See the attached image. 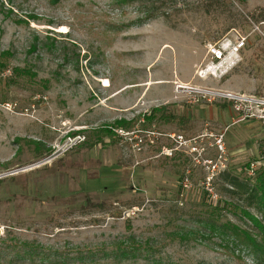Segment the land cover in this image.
<instances>
[{
	"label": "rangeland",
	"instance_id": "obj_1",
	"mask_svg": "<svg viewBox=\"0 0 264 264\" xmlns=\"http://www.w3.org/2000/svg\"><path fill=\"white\" fill-rule=\"evenodd\" d=\"M263 31L264 0H0V238L66 264H113L103 253L130 235L154 253L121 264H264L244 216L264 225V205L223 190L225 177L257 184L262 171L244 169L264 129L196 92L264 97ZM223 42L242 43L236 62L201 79ZM119 119L113 136L94 133ZM169 135L186 143L166 156ZM87 136L103 139L88 148ZM209 215L256 246L218 240Z\"/></svg>",
	"mask_w": 264,
	"mask_h": 264
},
{
	"label": "trees",
	"instance_id": "obj_2",
	"mask_svg": "<svg viewBox=\"0 0 264 264\" xmlns=\"http://www.w3.org/2000/svg\"><path fill=\"white\" fill-rule=\"evenodd\" d=\"M126 1L131 3L137 2L138 0ZM153 18V15L146 16V20H150ZM6 55L7 54L2 53L0 57L4 58ZM14 73L17 76H28L29 74L19 69H15ZM179 120L183 121L184 119L181 118ZM127 125H129V123H127L124 119H119L112 125L101 127L100 129H95L94 133L100 134L99 136L103 137H111L113 136V130H116L118 128H125V126ZM103 137H97L96 140L94 139V141H92L93 137L87 136L82 143L84 146L92 148L102 142ZM258 176L259 177L257 178V184L253 185L252 188L250 185L240 183L235 177H225L224 180L228 185L224 186H227L228 188L224 187L223 190L226 193L232 195H251V197L255 196V200L259 199V201L264 205V172H260V175ZM86 207L99 211H103L105 209L104 205H92V203L89 202L86 203ZM244 214L251 225L258 229V243L264 246V225L260 224L256 218L252 217L250 213ZM201 224L205 228V230H209V233L214 234L215 237L218 238V240L224 241L225 237L234 236L239 244L245 245V242H251L256 246V237L251 238L245 233L241 231L239 232L233 225H230L229 223L220 225V222L216 218L214 219L211 215H209L203 222H201ZM168 237H170L171 241L187 239L186 235H178L177 233H170ZM153 253L154 251L151 247L150 241L136 240L130 235L122 242L118 243L115 246L114 251L103 253V256L105 258L114 260L115 264L116 262L121 264L122 262L124 263L125 261L131 259L134 260L142 258L146 255H153ZM76 259H78L80 262H84L85 257L77 255ZM67 260L68 259L66 256H57L56 253H51L49 250H45L40 245H34L30 242L17 241L14 238L9 237L5 239L0 238V264H66Z\"/></svg>",
	"mask_w": 264,
	"mask_h": 264
},
{
	"label": "built area",
	"instance_id": "obj_3",
	"mask_svg": "<svg viewBox=\"0 0 264 264\" xmlns=\"http://www.w3.org/2000/svg\"><path fill=\"white\" fill-rule=\"evenodd\" d=\"M262 40L264 41V31L262 32ZM242 46V43H236L230 46L229 43L223 42L218 45L212 46L208 49V56L210 58V62L205 66L204 71L206 73L212 72L213 69L217 68L220 64L224 63L227 60H231V57H235L238 55L239 49ZM209 69H212L211 71ZM205 74L203 77L204 78ZM199 77V76H198ZM196 92L204 93L209 96V99L212 101H221L225 102L227 106H230L232 111L235 113V116L238 118V122L254 120L260 124V126L264 129V97H253L246 95H238L230 92H221V91H201L196 90ZM209 100V101H211ZM121 132V131H119ZM137 137L135 135H131V141L135 140ZM168 138L172 140L175 144L174 149H164L162 153L166 156H171L172 152L175 150H179L186 141L181 135H169ZM264 139V137H263ZM217 148L222 149V137L217 139ZM135 142V141H134ZM141 142V140H139ZM69 144H72L71 141ZM137 147L138 144L136 143ZM139 150V149H138ZM211 164V163H210ZM211 173L217 172V166L210 165ZM264 172V148H261L259 151L258 158L254 159L252 162L246 165L244 172L248 180H251L258 172ZM187 180L183 181V187H186ZM215 195L211 194L210 198H214ZM213 200V199H212ZM215 200V199H214Z\"/></svg>",
	"mask_w": 264,
	"mask_h": 264
},
{
	"label": "bare ground",
	"instance_id": "obj_4",
	"mask_svg": "<svg viewBox=\"0 0 264 264\" xmlns=\"http://www.w3.org/2000/svg\"><path fill=\"white\" fill-rule=\"evenodd\" d=\"M232 60H235V62H236L235 57H233ZM232 60H227V61H225L224 63L220 64L218 68H220V67L222 68V67H224V66L226 67V65H227L228 63H230ZM218 68H215V69H213V70H212V69H209V70H210V71L212 70V71H215V72H216V70H218ZM203 74H205V72H201V76H202ZM214 74H215L214 72H211V75H214ZM212 77H213V76H212ZM201 79H202V78H201ZM178 88H179V89H186V88L183 87V86H182V87H178Z\"/></svg>",
	"mask_w": 264,
	"mask_h": 264
}]
</instances>
